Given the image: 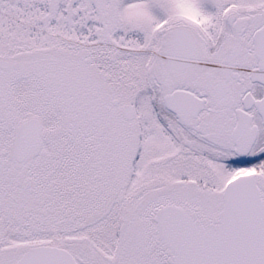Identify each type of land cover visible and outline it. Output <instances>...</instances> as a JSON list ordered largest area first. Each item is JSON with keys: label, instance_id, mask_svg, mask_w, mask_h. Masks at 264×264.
Masks as SVG:
<instances>
[{"label": "snow or ice", "instance_id": "1", "mask_svg": "<svg viewBox=\"0 0 264 264\" xmlns=\"http://www.w3.org/2000/svg\"><path fill=\"white\" fill-rule=\"evenodd\" d=\"M0 264H264V0H0Z\"/></svg>", "mask_w": 264, "mask_h": 264}]
</instances>
